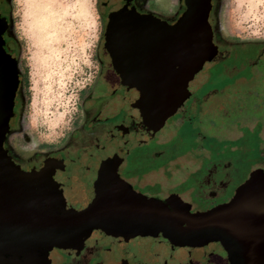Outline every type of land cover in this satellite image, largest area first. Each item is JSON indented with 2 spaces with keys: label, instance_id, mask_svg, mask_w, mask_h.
I'll return each instance as SVG.
<instances>
[{
  "label": "water",
  "instance_id": "95a60500",
  "mask_svg": "<svg viewBox=\"0 0 264 264\" xmlns=\"http://www.w3.org/2000/svg\"><path fill=\"white\" fill-rule=\"evenodd\" d=\"M183 1L184 11L172 23L126 8L110 17L105 50L132 109L128 147L163 128L190 97L194 76L219 53L209 23L211 0ZM12 31V18L0 15V264H57L101 238L123 243L144 264H194L198 257L191 252L211 245L199 264H264L263 169L250 172L227 202L203 210L186 194L157 198L135 191L117 173L119 152L102 160L91 200L75 210L53 178L54 163L30 171L16 165L3 146L19 83L17 60L3 38ZM141 239L169 253H147Z\"/></svg>",
  "mask_w": 264,
  "mask_h": 264
},
{
  "label": "rangeland",
  "instance_id": "374dc122",
  "mask_svg": "<svg viewBox=\"0 0 264 264\" xmlns=\"http://www.w3.org/2000/svg\"><path fill=\"white\" fill-rule=\"evenodd\" d=\"M95 1L11 0L13 32L20 45V69L24 76L23 120L32 137L31 146L55 144L72 127L80 92L92 79L95 70ZM221 1L223 8L217 19L222 37L264 42V0ZM162 2L163 9L167 11L168 2ZM222 71L219 63L212 60L205 63L188 85L190 97L155 134L149 147H144L145 153L158 152L168 145L157 146L155 143L169 141L174 145L167 157H180L173 167L168 166L167 172L161 174L156 171L150 175V179L158 183L156 196L194 188L206 170L210 172L208 170L213 165L221 162L226 167V182L214 199L215 203H220L232 197L235 189L255 167L261 166L264 170V154L261 150L264 145L258 134L260 125L251 133L242 127L243 124L250 125L249 117L256 119L257 110L253 103L257 100L254 101L253 96L240 94L249 93L251 88L260 84L261 76L246 70L238 74ZM239 96L244 99L246 107L243 114L237 107H231L232 102L240 101ZM204 106L207 112L200 114ZM189 108L193 113H186ZM217 110L221 112L217 114ZM195 115L198 116L197 123L194 122ZM218 119H222L223 124L208 130L207 124L213 122L209 123L212 125ZM240 131L243 139L233 141L240 136ZM212 136H219L221 140H210ZM222 140L228 143L224 145ZM215 143L221 145L202 152V147H210ZM232 147L235 148L230 150ZM132 154L131 159H134L135 164L140 152L135 149ZM152 164L149 166L154 167V170L160 163ZM183 194L185 192L180 195ZM186 195L187 201L199 207L188 193ZM139 242L147 253H151L154 248L167 250H163L162 245L152 239H141ZM211 247L192 251L191 258L198 257L194 264L201 263L199 257L208 255Z\"/></svg>",
  "mask_w": 264,
  "mask_h": 264
},
{
  "label": "flooded vegetation",
  "instance_id": "af4514ba",
  "mask_svg": "<svg viewBox=\"0 0 264 264\" xmlns=\"http://www.w3.org/2000/svg\"><path fill=\"white\" fill-rule=\"evenodd\" d=\"M162 1L168 2L167 11L163 9ZM123 8L134 10L141 15H153L172 23L184 11L185 6L183 0L95 1L97 35L94 75L80 92L72 127L59 141L50 146L42 144L31 146L32 137L23 120L24 76L20 69V45L13 31L4 34L5 49L17 60L19 80L13 100L14 116L10 119V132L4 140V149L11 160L24 171L39 170L47 161L54 163L53 178L63 190L67 206L75 210L84 208L91 200L93 182L102 160L113 154H120L119 152H123L122 161L117 169L119 177L141 194L166 198L170 194L185 192L203 210L227 202L230 198L220 203L214 202L219 190L226 182L225 164L219 162L208 170L210 172L206 170L202 176L200 174V182L198 181L194 188L189 187L166 196H156L158 183L151 180L150 175L156 171L161 174L167 172L168 166L173 167L174 163L179 161V155L167 157L168 151L173 148L174 144L169 141V143L157 142L155 143L157 146L165 144L168 146L158 152H143L144 147H149L155 133L152 139L138 145L130 144L128 147L129 136L132 134V126H130L133 122L132 109L128 105L125 89L121 86L113 68L111 56L105 50L110 17ZM221 8H223L221 0H211L209 23L214 29V43L219 52L212 62L221 64L226 74H238L242 70L252 72L264 55V42L240 41L222 37L217 30V16ZM0 15L6 19H9V16L12 18L11 0H0ZM188 112L193 113L190 108L186 109V113ZM129 126L130 131L126 129ZM135 149L140 152V158L134 164V159L131 157ZM202 152L208 151L202 149ZM151 163L152 165L160 164L153 170L154 167L149 166ZM226 164L229 165V163ZM140 165L142 167L138 168ZM218 167H220L219 170ZM258 168L262 169L255 167V169ZM130 250L116 239L103 241L101 238L92 240L78 255L66 254L64 260L57 264H144L138 258L137 260L132 259L129 255ZM154 257L162 261V255L154 253ZM162 262L165 263V260Z\"/></svg>",
  "mask_w": 264,
  "mask_h": 264
},
{
  "label": "trees",
  "instance_id": "16d2710c",
  "mask_svg": "<svg viewBox=\"0 0 264 264\" xmlns=\"http://www.w3.org/2000/svg\"><path fill=\"white\" fill-rule=\"evenodd\" d=\"M252 73L256 76H261V83L260 84H257L254 88H251L252 90L249 92V93H240L241 95H246L247 97L248 96H253V98H254V101H256L257 100V102L255 103H253V106H254V108L257 110V113H256V119L254 118V117H249V121H248V123L250 124V125H246V124H243V130L245 129V130H247V132L248 133H251V132H253L254 131V128L257 126V125H260V129H259V132H258V134H259V139H260V141L262 142V144L264 145V119L262 118L263 116H264V55L261 57V59H260V62L257 64V66H256V68H253L252 69ZM239 99H240V101L239 100H236V103H234V102H232V104H231V107L233 106V107H237L238 109H240V112H242V114H243V109H245L246 107H245V105H244V99L243 98H241L240 96H239ZM202 103V101L200 102V104ZM260 109V110H259ZM224 110V109H223ZM222 110V111H223ZM211 111V110H210ZM218 112H217V114H219V111L221 112V110H217ZM206 112H207V110L205 109V106L202 108V109H200V114H206ZM241 114V115H242ZM224 115V114H223ZM249 116V115H248ZM212 117V116H211ZM197 118H198V116L197 115H195V117H194V122H196L197 121ZM216 119V118H215ZM222 120V119H221ZM221 120H217L214 124H212V125H210L209 123H213V122H209L208 124H207V129L208 130H210V128H212L213 127V129L214 128H219L223 123H221L222 121ZM260 121V122H259ZM197 123V122H196ZM261 123H262V125H261ZM228 125V124H227ZM263 126V127H262ZM199 127H201L200 125H199ZM235 127V126H234ZM238 132V131H237ZM239 133V132H238ZM242 135H241V131H240V136H238V137H240V138H238V137H236V138H234L233 139V141L234 140H238V139H240V140H242L243 139V137H241ZM219 136H212V137H210V140H221L220 138H218ZM223 142L222 143H224V145H226V143H228V141L227 140H222ZM218 145H221V143H215V145H212V146H210L209 147V145H208V147H202V149L203 150H210V148H214V147H216V146H218ZM235 147H232V148H230V150L231 149H234ZM219 150V149H218ZM262 153L264 154V147H262ZM229 152V151H228ZM222 154V153H221ZM258 167H261V166H258ZM262 168V167H261Z\"/></svg>",
  "mask_w": 264,
  "mask_h": 264
}]
</instances>
